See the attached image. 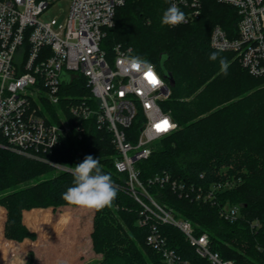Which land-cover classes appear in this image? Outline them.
Listing matches in <instances>:
<instances>
[{
    "label": "trees",
    "instance_id": "16d2710c",
    "mask_svg": "<svg viewBox=\"0 0 264 264\" xmlns=\"http://www.w3.org/2000/svg\"><path fill=\"white\" fill-rule=\"evenodd\" d=\"M201 1L197 19L168 27L161 25V18L170 0H126L117 9L114 26L107 28L102 47L110 56L117 44L130 46L135 55L154 62L164 77L168 72L175 78L172 94L162 106L171 112L178 128L155 143L149 159L138 163L140 178L149 192L176 215L191 220L198 232H208L213 249L225 259L236 264H264V250L260 249L264 248V77L251 75L235 53L210 45L216 24L230 35L235 31L240 19L237 9L218 0ZM212 52L230 62L227 75L221 73L218 60H209ZM73 83L63 86L66 99L91 95L85 77ZM50 111L56 119L55 108L51 106ZM138 126L135 122L131 129ZM116 154L110 134L91 122L83 140L70 136L43 156L73 168L91 155L111 175L117 198L112 207L96 211L94 217L93 247L101 254L97 264H164L161 254L147 243L149 228L139 224L141 206L124 188L127 175L116 170ZM163 172L188 188L207 187L227 176L240 181L212 203L180 196L170 185L148 183ZM72 181V171L0 148V204L8 211L5 235L20 241L36 239V233L23 222V211L68 205L61 194ZM226 204L240 205L237 221L220 216L219 207ZM69 216L67 209L55 219L46 209H33L25 212V221L33 230L45 225L62 234ZM4 219L0 207V260L8 264L12 250L14 255L39 245L29 239L6 240ZM255 220L259 226H253ZM161 230L192 264H206L179 229L162 225ZM29 255L32 264L33 252Z\"/></svg>",
    "mask_w": 264,
    "mask_h": 264
},
{
    "label": "built area",
    "instance_id": "2783aa9c",
    "mask_svg": "<svg viewBox=\"0 0 264 264\" xmlns=\"http://www.w3.org/2000/svg\"><path fill=\"white\" fill-rule=\"evenodd\" d=\"M56 1L0 0V148L72 171L43 155L70 136L83 140L87 124L94 122L111 136L117 150L114 166L127 175L124 188L141 206L139 224L149 228L147 243L161 254L163 263L192 264L161 230L162 225H172L206 264H236L213 249L208 232H198L189 219L160 203L140 178L138 163L149 159L155 143L173 133L178 124L162 106L172 87L157 65L148 60L164 81V87L154 89L123 62L125 57L135 56L132 47L117 44L110 56L102 47L107 28L114 26L117 9L126 0H69V13L62 24L56 17H45ZM218 1L236 8L240 19L231 35L216 24L211 47L235 53L251 75L264 77V0ZM172 4L186 14L182 24L197 19L203 6L201 0H170ZM82 76L91 95L66 99L63 86L75 85ZM51 106L57 111L56 119ZM164 121L170 127L161 131L157 125L163 127ZM135 122L139 126L132 130ZM239 181L227 176L207 187L188 188L163 172L148 183L170 185L180 196L216 203ZM219 214L237 221L240 205H221Z\"/></svg>",
    "mask_w": 264,
    "mask_h": 264
},
{
    "label": "rangeland",
    "instance_id": "374dc122",
    "mask_svg": "<svg viewBox=\"0 0 264 264\" xmlns=\"http://www.w3.org/2000/svg\"><path fill=\"white\" fill-rule=\"evenodd\" d=\"M69 7V0H57L45 17H56L58 23L62 24L68 16ZM0 207L4 209L5 219L3 225V236L6 240L24 242L29 239L34 242L38 241L39 245H34L32 248H29L27 252L17 251L13 255L10 264H29V252H33V256H31L33 258L32 264H97L101 260V254L96 253L94 250L92 239L96 210L78 206L68 207L70 216L65 232L59 234L57 230L54 229L51 231L52 229L47 228L48 226L46 227L45 225H42L40 230L34 231L37 235L36 239L25 238L20 241L9 238L5 235L8 211L4 205L0 204ZM32 209L23 211V222L27 227L28 225L25 221L24 212L31 211ZM46 210L50 213L53 219H55L57 214L62 211L61 208H58L57 210L56 208H54V210L48 208ZM255 222H259V220L253 221V224ZM0 264L6 263L0 260Z\"/></svg>",
    "mask_w": 264,
    "mask_h": 264
},
{
    "label": "clouds",
    "instance_id": "9594fccd",
    "mask_svg": "<svg viewBox=\"0 0 264 264\" xmlns=\"http://www.w3.org/2000/svg\"><path fill=\"white\" fill-rule=\"evenodd\" d=\"M186 19L185 12L176 4H172L163 12L161 25L175 27L185 23ZM209 60L213 62L218 60L221 73L228 74L230 62L220 57L219 52L210 53ZM123 62L128 65L130 71H135L142 79H146V82L154 89L164 87V81L155 71V66L146 58L138 55L127 56ZM72 176V186L61 194L66 204L96 211L112 207L117 198L118 189L114 186L111 175L103 171L99 159L87 155L81 163L72 168ZM227 264L232 262L229 261Z\"/></svg>",
    "mask_w": 264,
    "mask_h": 264
},
{
    "label": "crops",
    "instance_id": "0c3cea01",
    "mask_svg": "<svg viewBox=\"0 0 264 264\" xmlns=\"http://www.w3.org/2000/svg\"><path fill=\"white\" fill-rule=\"evenodd\" d=\"M68 207H72V206H70V205H64V206H60V207H58V208H61L62 209V211L64 210V209H67L68 210ZM48 208H51V209H53L54 210V208L52 207V206H50V207H48ZM48 208H39V209H48ZM58 208H56V210L58 209ZM36 209V208H35ZM33 210V209H32ZM62 211H60V212H62ZM26 212V211H25ZM24 212V213H25ZM59 212V213H60ZM28 225V224H27ZM29 227V226H28ZM29 229L31 230V231H36V230H33V229H31L30 227H29Z\"/></svg>",
    "mask_w": 264,
    "mask_h": 264
},
{
    "label": "water",
    "instance_id": "95a60500",
    "mask_svg": "<svg viewBox=\"0 0 264 264\" xmlns=\"http://www.w3.org/2000/svg\"><path fill=\"white\" fill-rule=\"evenodd\" d=\"M165 77L168 78L171 86L175 84V78L171 73L165 72Z\"/></svg>",
    "mask_w": 264,
    "mask_h": 264
},
{
    "label": "snow or ice",
    "instance_id": "6c2138e0",
    "mask_svg": "<svg viewBox=\"0 0 264 264\" xmlns=\"http://www.w3.org/2000/svg\"><path fill=\"white\" fill-rule=\"evenodd\" d=\"M148 74H146L147 76ZM168 127H170V125L168 124L167 121H164L163 122V127H161V125H157V128L161 131H166L168 129Z\"/></svg>",
    "mask_w": 264,
    "mask_h": 264
},
{
    "label": "bare ground",
    "instance_id": "6f19581e",
    "mask_svg": "<svg viewBox=\"0 0 264 264\" xmlns=\"http://www.w3.org/2000/svg\"><path fill=\"white\" fill-rule=\"evenodd\" d=\"M12 257H13V250L10 252V254L8 256V260H9V263L8 264H10V262L12 260Z\"/></svg>",
    "mask_w": 264,
    "mask_h": 264
}]
</instances>
